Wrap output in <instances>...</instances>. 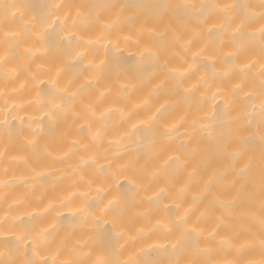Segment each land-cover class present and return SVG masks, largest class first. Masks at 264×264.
<instances>
[{"label": "bare ground", "instance_id": "6f19581e", "mask_svg": "<svg viewBox=\"0 0 264 264\" xmlns=\"http://www.w3.org/2000/svg\"><path fill=\"white\" fill-rule=\"evenodd\" d=\"M0 264H264V0H0Z\"/></svg>", "mask_w": 264, "mask_h": 264}]
</instances>
